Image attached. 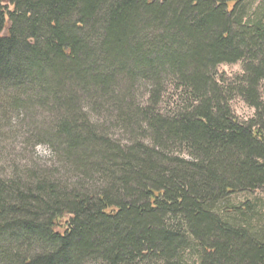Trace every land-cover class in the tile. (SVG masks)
<instances>
[{
  "label": "trees",
  "instance_id": "16d2710c",
  "mask_svg": "<svg viewBox=\"0 0 264 264\" xmlns=\"http://www.w3.org/2000/svg\"><path fill=\"white\" fill-rule=\"evenodd\" d=\"M10 110L61 164L0 173V264H264V0H0Z\"/></svg>",
  "mask_w": 264,
  "mask_h": 264
},
{
  "label": "rangeland",
  "instance_id": "374dc122",
  "mask_svg": "<svg viewBox=\"0 0 264 264\" xmlns=\"http://www.w3.org/2000/svg\"><path fill=\"white\" fill-rule=\"evenodd\" d=\"M218 73L223 74L226 77L233 76L241 72L240 63L235 64H221L217 68ZM119 80V79H117ZM117 91V90H116ZM145 87L140 85L138 82L134 94L135 101L141 103L144 101ZM167 92L164 96V102L170 103L173 99V96L169 95ZM171 97V98H170ZM133 99V100H134ZM125 102H129V97L125 99ZM85 103H83V106ZM105 107V108H103ZM101 110L97 112H91L89 114L90 120H95L96 118L105 119V117H111L112 114L108 113V107L105 105ZM231 108L236 116L241 119H248L253 115L254 109L246 105L239 98H235L231 101ZM37 113L34 115V122L39 124L41 123L42 129L47 127V121L43 124V117H48L49 112L47 108L36 107ZM87 109V108H86ZM89 110V109H88ZM32 112V110H30ZM9 119L0 120V173L8 174L10 171H20L21 168L35 167L41 169H52L53 172L57 173L60 166V156L56 154L45 138L40 136H33L34 129L38 125L32 122V118L29 114L25 112L15 113L11 110L7 113ZM113 119V118H112ZM92 120V121H93ZM115 121H110L108 126V134L112 137L122 138L123 133L119 127L114 124ZM112 124V126H110ZM59 175V174H58ZM258 198L260 206L259 210L262 213L261 220L264 221V191H255L253 194L246 195L244 193L231 196V201L234 203L244 201L245 199L254 200ZM193 257H189L190 264H193ZM191 259V260H190Z\"/></svg>",
  "mask_w": 264,
  "mask_h": 264
}]
</instances>
